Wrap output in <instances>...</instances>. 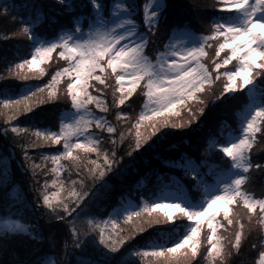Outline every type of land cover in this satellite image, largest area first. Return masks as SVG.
Segmentation results:
<instances>
[{"label":"snow or ice","instance_id":"snow-or-ice-1","mask_svg":"<svg viewBox=\"0 0 264 264\" xmlns=\"http://www.w3.org/2000/svg\"><path fill=\"white\" fill-rule=\"evenodd\" d=\"M57 2L70 14L59 34L42 38L36 33L41 12L27 18L23 33L32 38L33 52L30 59L8 68L10 77L31 82L16 86L15 91L0 88L5 131L35 137L21 145L24 162L20 165L33 172V210L46 209L41 215L71 222V247L65 242L64 255L55 264H112L121 249L141 238L140 234L149 238L129 252L137 264H201L197 257L203 258L202 244L209 264H217V257L223 261L239 254L254 228L261 232L264 249V196L257 198L246 191L249 170H264V161L253 160L257 134L264 136V0H214L205 32L193 30L186 20L177 21L155 58L146 49L155 43L161 22L168 19L171 6L166 0H147L139 23L133 19L140 12L137 0ZM53 52L59 63L44 82L39 78L47 72L45 64L53 59ZM217 84L218 94L213 91ZM241 92L247 102L236 112L238 128L224 139L208 141L206 151L217 153L222 163L209 166L196 155L182 153L179 167L187 185L180 178L165 179L159 173L155 190L134 193L140 203L125 202L121 194V203L107 219L93 217L87 221V231L78 229L77 221L87 204L101 195V189L108 191L109 174L130 167L133 154L150 152L168 131L201 122L209 97L215 106ZM134 94L146 97L135 116L125 110L131 107ZM61 100L68 106L56 130L40 126L39 120L22 127L17 119L36 117L41 106ZM110 108L115 122L106 118ZM105 134L109 148L103 146ZM126 142L124 155H119L118 148ZM53 144L62 150L45 153L39 164L32 159L29 149ZM49 160L53 167L44 171ZM65 160L68 163H62ZM165 163L177 166L176 160ZM38 169L45 176L54 173L56 179L41 184ZM6 178L7 171H0V183ZM49 183L56 192L49 191ZM113 217L128 222V230L117 231ZM16 237L29 243L43 239L39 228L20 215L0 218V248ZM89 246L99 253L96 259L83 255ZM259 255L264 264V251ZM46 256L49 252L41 251L35 260L16 264H42ZM116 264L122 261L117 259Z\"/></svg>","mask_w":264,"mask_h":264},{"label":"trees","instance_id":"trees-1","mask_svg":"<svg viewBox=\"0 0 264 264\" xmlns=\"http://www.w3.org/2000/svg\"><path fill=\"white\" fill-rule=\"evenodd\" d=\"M144 1L145 0H137V3L140 5V12L136 17L140 22ZM176 1L178 0H172V2H170V0L167 1L171 7L168 12V22L164 21L167 23L162 27V35L159 37L161 40L164 39L165 41L167 35L169 36L172 25L177 21H184V19L178 18L176 11L182 9L181 12L185 14V6L182 2L178 4ZM191 1L195 3L193 4L195 7H198V4H196L197 0ZM74 2H78V0H74ZM47 3V0H0V77H3V79H0V88H13L15 91L18 90L16 86H22L24 83L31 82L21 81L16 77H10L8 75V68L18 63L17 60H20L24 55L23 49L29 48L32 44L30 37L23 33V26L27 22V18H35L37 12L42 13V18L43 16L52 18L54 16L52 15L53 13L58 14L53 8L48 7ZM5 7L8 9L7 13L4 11ZM69 16V13L64 12L62 17H58V21L57 18H53L56 20L54 25L56 24L57 27H53V29L50 30L48 25H41L40 28H36V33L50 38V34L54 30L56 31L59 27V31L61 26L67 23ZM210 21L207 23V26H200L199 31L205 32L210 25ZM188 23L191 28H194V26L196 27L193 22L188 21ZM199 23L203 24L201 21H199ZM153 45L154 43L151 44L147 50L152 52ZM39 79L41 80V78ZM34 80L35 78H33V81ZM42 80L45 81L44 78ZM61 83L63 84V81ZM106 98L109 101L111 100L110 95ZM130 99L132 100V105L134 104V108L131 111L134 110L133 116H135L139 113L144 98L134 94ZM246 102V96L241 92L238 96L223 103L222 106L220 104L221 107L213 106L212 109H217L216 113L212 114L206 110V115L202 117V121L200 122L202 125L200 129H192V127L172 129L153 145V149L150 152L142 153L139 156L133 154L135 160L132 165L122 168L120 171L115 172V174H109L107 177L108 191L105 192L101 189V195H98L94 200L90 201L84 208V211L80 213V217L77 221L78 229L80 231H87L89 227L87 221L93 217L97 220L108 218L112 209L121 203V194H125L124 199L126 202L130 198L137 199L134 193L139 192L145 194L155 190L160 184V181L157 180V175L159 173H163L165 179L169 177L180 178L182 182L187 185L188 181L183 177L181 168L179 167L178 158L182 153L196 155L200 159L206 161V164L209 166L222 163L217 153L206 151L208 147L207 141L212 138L224 139L230 131L236 130L238 128L236 112ZM52 103L50 105L41 106L42 111L38 113L36 117L25 115L24 117H17V119L21 120L22 127H26L31 122L37 120H39L40 126H52V124H54L55 127H57L60 111L56 109L54 113L52 111ZM120 107L122 108V106ZM125 110L130 111V108ZM53 113L54 115H52ZM46 115L47 118L45 119L44 117ZM52 116L54 122H52ZM106 116L108 119L115 122V112L111 108ZM44 121L46 123H42ZM13 123H15V121H13ZM6 126V118L0 116V154L6 155L10 161L9 178L4 179L3 182L0 183V215L13 216L15 218L18 215L22 216L25 222L32 223L39 228L43 239L39 242L32 243H29L27 239L23 237H16L8 240L5 247L0 248V264H16V262L21 260H35L37 257H40L41 251L49 252V256L42 258V264L46 259L51 260V262L55 264L57 258L64 255L63 249L65 242L71 247V222L69 219H65L61 222L55 219V217L48 216L47 214L41 215V212L46 213V209H41L40 211L33 210L31 201L36 195V191L32 184L33 172L30 167L28 170H25L20 165L24 162L21 145L29 144L35 137L30 135L17 136L11 132H6ZM103 146L105 148L110 147V143L107 141V134H105ZM50 147H52V145L29 149V152L32 154V159L39 164L40 157L47 153V149H50ZM126 148L127 142L118 148V154L124 155ZM127 160L128 157H125V161ZM172 160L177 161L176 167H169L166 165L165 161ZM253 160L254 162L264 161V136H261L259 133L257 134V139L253 146ZM48 162L49 161L45 164H48ZM65 162L68 161L65 160ZM27 163L30 164L31 161ZM45 168L44 171H47L49 167ZM249 172L250 176L247 181L246 190L252 192L257 198L264 196V170L250 169ZM37 174L39 175L41 184L45 179H48L49 182L52 179H56L55 174L51 172H48V175L45 176L42 174V171L38 169ZM66 179L65 177V180ZM9 182L16 185V191H11L7 188L6 184ZM53 189L57 188L49 183V191ZM62 194L63 196L65 195L63 192ZM145 198L147 197L145 196ZM241 210L243 211V208ZM120 225H122L120 226V230H128V222L122 220ZM165 231L170 232V229H165ZM248 234L247 239L242 244L239 254L226 256L223 261L217 257V264H258L257 257L259 254H254V249H249V243L253 242V237H249ZM140 235L141 238L130 242L125 248L121 249L120 256L115 257L112 264H116L117 259H120L122 264H137V258L125 252L132 246L135 247L138 244L144 245L149 237H144L143 234ZM225 235L227 239L231 238L230 234ZM259 239H261V237H259ZM261 251H264V249ZM51 253H55V255H51ZM83 255H90L93 259H96L99 253L89 246L85 249ZM197 259L201 261V264L209 262L206 261L204 257H197Z\"/></svg>","mask_w":264,"mask_h":264},{"label":"rangeland","instance_id":"rangeland-1","mask_svg":"<svg viewBox=\"0 0 264 264\" xmlns=\"http://www.w3.org/2000/svg\"><path fill=\"white\" fill-rule=\"evenodd\" d=\"M48 1V3H47V6L48 7H51V8H53L54 10H55V12H58V14H56V13H53L52 15H54L52 18H48V17H44L43 16V18L41 17L40 18V20H39V22L40 23H38V26L36 27V28H40L41 27V25L42 26H46V25H48L49 27H50V30H52L53 29V27H57V25L55 24L54 25V23L56 22V20L55 19H53V18H57V21L59 20V18L58 17H62V15L64 14V12H63V10H62V6L57 2V0H47ZM168 0H166V2H167ZM147 2V0H145L144 1V3H146ZM170 2H172V0H170ZM182 2V4L185 6L184 7V9H185V11H186V13L184 14L183 12H181L182 11V9L180 10V11H176L177 12V16H178V18H182V19H184V20H186V21H191V22H193L194 23V25H196V27L194 26V28H192L193 30H195V31H199V29H200V26H203V25H206L207 26V23H209V21L211 20V16H212V4H213V2H214V0H208V2H207V0H197L196 1V4H198V7H195L193 4H195V3H193L191 0H178V1H176V3H181ZM143 3V4H144ZM142 7V6H141ZM143 10V9H142ZM45 15V14H44ZM142 16H143V12H142V14H141V21H142ZM136 17V16H135ZM135 17H133V19H135V20H137V17L135 18ZM198 21V22H197ZM199 21H201V22H203V24H200L199 23ZM137 22L139 23L140 21H138L137 20ZM168 22V21H167ZM167 22H161V24H160V27H159V31H158V33H157V35H156V37H155V43H154V45H153V51L152 52H150V51H148L147 49H146V54L147 55H149V56H151L152 58H155V52L156 51H161V50H163V48H162V46H163V44L165 43V42H167V40H168V35H167V37L165 38L166 40L164 41V39H159V37L162 35V27L164 26V24L165 23H167ZM211 22V21H210ZM59 28V27H58ZM58 28L56 29V31H55V33H54V31L50 34V38H53L54 36H56V35H58L59 34V31H58ZM42 38H48V37H44V36H42V35H40ZM31 40H32V38H30ZM23 51H24V55L20 58V60L21 59H25V58H29L30 59V57H31V54H32V52H33V42H32V44H31V46L29 47V48H26V49H23ZM152 53V54H151ZM53 59L51 60V61H47L46 62V64H45V66L47 67V72L45 73V75L44 76H42V77H40L41 78V80L44 78V80L47 82V79H49L50 78V76H48V73H50V72H54L55 71V68H56V65L59 63L56 59H55V57L57 56V53L56 52H53ZM20 60H17L18 62H20ZM60 66L61 67H63L64 65L62 64V63H60ZM230 67V66H229ZM44 81V82H45ZM218 90H219V84H217V86H216V88L215 89H213V91L215 92V93H217L218 94ZM258 90H259V87H258ZM144 99H146V97L144 98ZM52 105H53V109H52V111L54 112L56 109L58 110V111H60L59 112V123H58V126L57 127H55V125L54 124H52V126L51 125H47V126H42V127H52V130H56L58 127H59V124H60V114H61V112L64 110V108L65 107H67L68 105H67V102L66 101H63V100H61V101H59V102H53L52 103ZM142 106H143V104H142ZM213 103H212V99H211V97H209V99H208V108H206V110H208L209 112H211L212 114L213 113H216V111H217V109L215 110V109H212L213 108ZM215 106H217V107H221L222 106V104H221V106H220V104H216ZM124 106H122V108H123ZM134 108V104L133 105H131V107H130V112L133 114V111H131L132 109ZM126 109H129V108H126ZM95 110V109H94ZM95 111H99V110H95ZM55 113V112H54ZM54 113L52 114V115H54ZM45 119L47 118V115L44 117ZM106 118L108 119V117L106 116ZM52 122H54V118H53V116H52ZM110 120V119H109ZM42 123H46L45 121L44 122H42ZM190 127H192V129H195V128H198V129H200L201 127H202V125L200 124V122H197V124L195 125V126H190ZM235 130H233V131H230V132H234ZM195 138H196V136H195ZM208 142V141H207ZM57 149H60V150H62V146L61 145H52V147H50V149H47L48 151H47V153L49 154V155H52V154H54L55 153V150H57ZM45 163H47V161L45 162ZM62 163H68V162H65V161H62ZM217 164V163H216ZM219 164V163H218ZM46 167L48 168V169H51L52 167H53V164H52V162L49 160V162H48V164H46ZM46 169V168H45ZM47 169V170H48ZM3 170H6L7 171V178H9V173H10V161L8 160V158H7V156L6 155H2V154H0V171H3ZM6 178V179H7ZM6 186H7V188L8 189H10L11 191H16L17 189V187H16V185L14 184V183H7L6 184ZM51 192H56L57 191V189H53V190H50ZM246 191H248V190H246ZM255 191V190H254ZM250 192V191H249ZM252 193V192H251ZM61 196H63V194L61 193ZM129 200V199H128ZM130 200H132L134 203H140V201L138 200V199H135V198H130ZM8 217H11V218H15V217H13V216H6V215H0V218H8ZM114 219H117V231H119L120 230V226H122V225H120L121 224V221L123 220V218L121 217V218H115V217H113ZM107 219V218H106ZM181 229L180 228H177V230L176 231H180ZM172 231V229H170V232ZM249 237L250 236H252L253 237V242L252 243H249V249H254V251H253V253L254 254H259L260 253V251L262 250L261 249V246H260V239H259V237H261V232L259 231V230H257V229H252L250 232H249ZM253 245H255V247L253 246ZM138 247H142V245L141 244H138L137 246H135V247H131V248H129L125 253H127L128 255H129V252L131 251V250H133V249H136V248H138ZM201 253L203 254V257L205 258V260L206 261H208V259H207V256H206V253H204V246H203V244L201 245ZM125 255V254H124ZM198 257H200V256H198ZM257 260H258V264H260V260H261V258H260V255H258V257H257ZM50 262V264H53L52 262H51V260H45V262ZM44 264V263H43ZM154 264H155V262H154ZM203 264H209V262L208 263H203Z\"/></svg>","mask_w":264,"mask_h":264}]
</instances>
